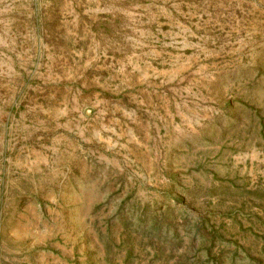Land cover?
<instances>
[{
    "label": "rangeland",
    "instance_id": "374dc122",
    "mask_svg": "<svg viewBox=\"0 0 264 264\" xmlns=\"http://www.w3.org/2000/svg\"><path fill=\"white\" fill-rule=\"evenodd\" d=\"M0 264H264V0H0Z\"/></svg>",
    "mask_w": 264,
    "mask_h": 264
}]
</instances>
